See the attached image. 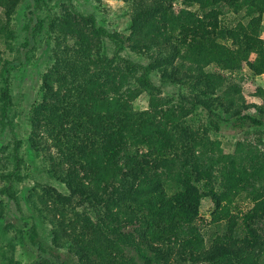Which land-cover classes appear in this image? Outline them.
<instances>
[{"label":"trees","instance_id":"16d2710c","mask_svg":"<svg viewBox=\"0 0 264 264\" xmlns=\"http://www.w3.org/2000/svg\"><path fill=\"white\" fill-rule=\"evenodd\" d=\"M18 1L0 0L5 22ZM28 1L33 37L43 0ZM54 4L25 143L66 192L38 184L37 212L49 224L51 247L18 208L15 237L35 264H65L54 247H65L75 264H264V140H237L223 152L210 137L222 123L264 130V91L260 104L247 103L239 87L243 68L264 73V0H138L127 33L97 25L71 0ZM0 27L12 48L10 31ZM8 70L6 61L0 127L14 144L3 158L12 166L0 194L16 202L11 181L26 164L14 137ZM164 83L176 86L173 96L160 95ZM147 90L155 91L147 107L133 109ZM203 200L212 208L208 219L199 214Z\"/></svg>","mask_w":264,"mask_h":264},{"label":"rangeland","instance_id":"374dc122","mask_svg":"<svg viewBox=\"0 0 264 264\" xmlns=\"http://www.w3.org/2000/svg\"><path fill=\"white\" fill-rule=\"evenodd\" d=\"M58 1L43 0L38 9L35 10V16L42 19V21L33 37L30 36L29 31H31V25L34 23V20L31 21L25 16L26 8L29 5L28 0H19L15 5L14 12L6 22L0 10V21L1 23H5V27L8 28L6 30L10 31L12 36L8 38L12 48H7L4 42V28L0 27V67L6 61L8 62L7 82L12 98L10 114H13L12 124L15 133L14 137L20 141L18 153L23 157L26 164L24 169L22 168L23 171H20L21 176L11 181V191L16 196V202L8 198L5 194H0V264H35L33 252L26 244H22L15 237L16 229L21 224L18 219V208L24 215L32 216L37 239L43 245L51 247L48 235L49 224L37 212L39 203L35 197L43 195L38 184H48L60 192H66L63 184L49 176L45 171L44 162L40 155H35L25 143L27 125L24 116L29 104L36 98L40 81L39 75L45 70L48 61V43L50 45L52 43L50 39H46L45 30L48 24L46 17L51 11L57 10L54 2ZM137 1L113 0L112 3H109L108 0H71L74 8L78 12L92 14L97 25H101L106 30H116L122 33H127L131 6ZM220 4L223 3L220 2ZM176 6H180V3L176 2ZM224 8L225 6L221 5L220 10L223 11ZM259 30L260 37L264 39V14L261 18ZM104 49L108 55L112 49L111 43L106 39L104 41ZM121 54L136 59V55L130 53L127 48H123ZM16 58L21 59V63L12 60H17ZM140 59H142V62H146L145 56ZM153 81L155 84L158 83L155 77ZM239 87L245 102L260 104L262 99L259 93L264 91V73L253 75L247 69L243 68ZM176 91V86L167 83L160 86L161 96H173ZM154 92V90L143 91L132 101V108L135 110L146 108L148 96ZM247 111L252 112L253 109L249 108ZM196 115L198 119H201L200 121H204V116L201 111H197ZM257 135L260 136V140H264V130L261 127L254 129L251 126L248 127L245 125L243 128L232 129L223 123L217 133L210 132V137L218 141V145L223 152H231L233 144L237 140L245 139L254 142ZM13 144V138L8 128L5 125L2 128L0 127V186L3 182L2 176L12 166L10 162H7L3 158L7 153L12 151ZM261 145L264 151V144ZM34 199L35 201H33ZM211 209L208 201L203 200L199 210L200 216L208 219ZM51 251L57 254L65 264H75V258L65 247H54Z\"/></svg>","mask_w":264,"mask_h":264},{"label":"clouds","instance_id":"9594fccd","mask_svg":"<svg viewBox=\"0 0 264 264\" xmlns=\"http://www.w3.org/2000/svg\"><path fill=\"white\" fill-rule=\"evenodd\" d=\"M108 2H109V3H112V2H113V0H108Z\"/></svg>","mask_w":264,"mask_h":264}]
</instances>
